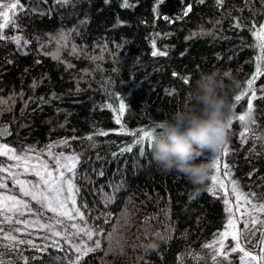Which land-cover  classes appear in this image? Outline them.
Listing matches in <instances>:
<instances>
[{"label":"trees","instance_id":"trees-1","mask_svg":"<svg viewBox=\"0 0 264 264\" xmlns=\"http://www.w3.org/2000/svg\"><path fill=\"white\" fill-rule=\"evenodd\" d=\"M20 4L23 11L17 10L15 19L26 28L29 50L22 54L0 40V122L12 129L0 142L21 148L64 137L82 146L76 167L80 200L88 221L101 228V248L79 264H179L186 244H200L221 225V201L209 191L210 179L193 186L179 172L162 171L152 143L135 140L139 129H152L183 109L196 81L213 72L226 85L240 82L230 93L234 121L240 101L233 97L258 63L264 71L253 31L264 25V0ZM255 95L251 116L264 129ZM133 132L137 135L126 134ZM89 136L94 143L85 145ZM233 151L223 172L225 186L264 181L263 151ZM227 196L232 197L230 187ZM0 254L9 255L2 248ZM37 254L29 264H64L63 251L55 246ZM13 264L23 263L16 258Z\"/></svg>","mask_w":264,"mask_h":264},{"label":"snow or ice","instance_id":"snow-or-ice-1","mask_svg":"<svg viewBox=\"0 0 264 264\" xmlns=\"http://www.w3.org/2000/svg\"><path fill=\"white\" fill-rule=\"evenodd\" d=\"M71 0H56V3L67 4ZM107 2V0H106ZM218 5H222L223 0H216ZM123 7H129L128 0H122ZM17 10L23 11V5L20 4V0H0V40L6 39L3 35V29L8 27L11 24L15 27V15ZM191 11V6L187 7L185 15ZM239 27V23L236 24ZM254 35L256 36V44L260 50V61L264 62V25H261L259 29H253ZM22 37L15 36L12 37V42L17 45L21 44ZM27 41H24V44H27ZM153 47L155 45L153 44ZM155 55H166L164 52L153 51ZM264 74L261 70V65L258 63L256 67V72L253 77L246 81L245 88L238 94H236L233 99L239 102L244 96L248 95V92H252V96L249 98L247 104V113L244 115H239L236 117L237 121L244 122L249 116L252 115L254 111V106L252 100H255L257 97L255 95V90L252 88V85L255 79ZM187 83V79L185 80ZM264 91V90H262ZM264 98V97H262ZM2 102V101H0ZM121 114L125 111V105L123 101L120 102L119 110ZM116 122L121 123L120 116L117 117ZM255 123V121H253ZM232 127V119L229 124V128ZM250 129L245 128L243 132L239 133L241 137V142H246V133ZM98 135H108L107 132L99 131ZM133 136H136V133H126ZM7 135V130H0V136ZM255 139L264 140V136H255ZM88 139H92L91 136ZM152 131L151 129H139V136L135 140V144L143 145L145 142L149 144L152 143ZM56 145H49L47 150V156L50 157L47 161L42 159L41 154H35L34 149H28L26 153L17 154L16 151L5 145H0V156H6L9 160L14 161L13 164H8L0 167V173H8V176L12 179L13 184L16 185L20 190L23 196L30 197L31 200L36 201L40 206L37 212H32V209L29 207V204L21 199H18L14 195L0 193V217H3V221L9 224L13 223V218L8 215V213H14L17 216H22L25 212L36 216L41 215L43 211H48L53 213L57 219L47 224V229L51 232L53 236L63 238L71 247L72 251L76 253L75 259H73L70 264H79L80 259L86 256L90 252L97 251L101 248L99 240H94V236L101 235L99 230L95 232L93 229L88 228L86 223L84 226H79L75 223L71 225L65 224L67 221H75L79 219L84 221V213L80 208L76 207V195L78 194V188H76L73 183L75 178V167L79 163V157L75 154L73 155H63L55 154L51 152V148ZM125 149H122V151ZM127 151H131V148H127ZM229 151V146L224 145L223 150L215 152V154L209 155L205 153L201 157L202 160L206 158H211L212 160V169L214 174L209 178L213 187L209 188L210 192L216 193L220 189H224L225 196L227 197L229 187L231 188L232 199H225V203L228 205L229 220L227 224V229L218 234L217 238L210 243L203 245V248L209 249V258L211 261L218 264V258L222 257L227 260L228 252L238 251L242 253L240 256L241 264H264V194H261V199L256 200V193L248 192L245 193L240 189L239 184L236 181H230L229 186L218 180L215 175L216 172H219L221 167V157L227 155ZM31 153V155H29ZM227 169V165H223ZM14 169L16 171H14ZM71 173L72 175H67ZM33 175L37 177L35 181L29 182L21 179V176ZM230 175V171L225 172V176ZM8 185L4 182V177L0 176V189H7ZM67 194V195H65ZM63 218V219H61ZM243 222L244 228L241 230L238 227V222ZM16 223H23L24 228L29 227H38L41 230H44L45 225L40 224L39 220L32 224L31 222H24L19 219L15 220ZM57 225H61V229L57 230ZM259 225V227H257ZM70 229H75V232L70 233ZM11 231H20V229H12ZM4 229L0 228V233H3ZM257 233H260V238L255 243ZM76 237L77 239H72ZM231 237L234 244L226 251L224 241ZM243 237V241H242ZM86 238V239H84ZM3 240L13 241L19 244L31 243V241L17 240V238L10 233H6L2 237ZM92 242V246H89L88 242ZM244 243H249L253 245V249L259 248V253L254 250H246L243 247ZM5 247H11L10 245H5ZM194 259L199 260L200 257L196 256ZM183 258H181L182 262ZM0 264H6L3 259V254H0ZM26 264V262H25Z\"/></svg>","mask_w":264,"mask_h":264},{"label":"rangeland","instance_id":"rangeland-1","mask_svg":"<svg viewBox=\"0 0 264 264\" xmlns=\"http://www.w3.org/2000/svg\"><path fill=\"white\" fill-rule=\"evenodd\" d=\"M15 27H13L11 24H9L8 27L3 29V35L6 37V40H8L13 47L19 51L20 53H25L29 50V44H24V41L28 42L29 36L26 31L25 26L21 25L16 19H15ZM20 36L21 44L17 45L14 42H12V37ZM264 72V71H263ZM253 89L255 90V94H259V101L261 104L259 105V110L264 116V74L260 75L259 78L255 81L253 85ZM252 94L251 91L248 92L247 96H244L239 104H238V115H244L247 113V104L249 102V96ZM255 121V123H253ZM3 123V122H0ZM232 127L229 128V135H228V141L227 145L229 146V151L227 155H224L221 157V167L219 172H216L215 175L217 176L218 180H222L223 178V172L225 171V168L223 165H229V161L234 154V148L237 147L238 149L241 148L244 152V154H254L257 151H263L264 152V140H258L255 139V136H264V129L260 127L259 121H256L254 117L249 116L246 121L240 122L237 121L236 118L232 122ZM245 128L250 129L246 133V142H241V137L239 133L243 132ZM0 140H2L0 138ZM94 143L93 139H88L85 145H91ZM0 145H5V143H1ZM7 145V144H6ZM49 145H56L55 147L51 148V152L53 155L55 154H63V155H77L79 158L82 153V146L78 145V142L69 141L68 139L64 137H59L58 139L46 141V142H40L37 145L34 146H27V147H21L18 148L17 146H14L12 144H8L7 146L14 149L17 154L26 153L28 149H34L35 154H41L44 153L43 156H41L42 159H45L46 161L50 159V157L47 156V150ZM223 148L221 149V151ZM215 154V153H209V155ZM31 155V153H29ZM3 162L0 163V167L13 164L14 161H11L8 159V157L3 156ZM204 161L211 162V158H206ZM198 163L200 161H197ZM77 167V165H76ZM75 167V178L73 183L75 184L76 188H78V194L76 195V207L80 208V210L84 213V221H80L79 219L75 221H67L65 220V224L71 225L72 223H75L79 226H84L86 223V226L88 228L93 229L95 232L96 230H99L101 233V228L97 225H94L90 223L87 219L86 212L84 209V203L80 200V186L78 182V175ZM14 171H16L14 169ZM214 174V170H211L210 177ZM67 175H72L71 173H68ZM0 176L4 177V182L8 185L7 189H0V193L10 194L16 196L18 199H21L29 204V207L32 209V212H37L39 209V205L36 201L31 200L30 197L23 196L21 193V190L13 184L12 179L8 176V173H0ZM21 179L32 182L37 179V177L33 175H27V176H21ZM213 187V185H212ZM243 192H254L256 193V200L261 199V194H264V181L258 182L254 185H249L246 187L240 188ZM216 196L219 197L222 208H223V218L221 225L215 229L207 239L203 240L200 244H186L184 246V249L179 255L178 261L179 264H216V262H213L209 258V249L203 248V245L206 243L213 242L218 234L224 232L227 229V224L229 220V212L227 210L228 205L224 202L225 199H230L228 196H225L224 190L220 189L218 192L214 193ZM67 195V194H65ZM233 197H231L232 199ZM9 216L13 218V223L9 224L7 222H0V228L4 229L3 233H0V248L4 249L5 253L12 252L7 257L3 256V259L5 260L6 264H13L14 259H19L22 261L23 264H29V259L32 258L34 255H38L37 253L41 252L43 250L44 246L46 245H52L59 249H62L64 254V264H70V262L75 259L76 253H74L69 246V244L61 237H56L51 234V232L47 229V224L57 219L53 215V213L48 211H43L41 215L33 216L29 214L28 212H25L22 216H17L14 213H8ZM19 219L24 222H31L32 224H35L37 220H39L40 224L45 225L44 230H41L38 227H29L27 229L24 228L23 223H16L15 220ZM63 219V218H61ZM0 221H3V217H0ZM61 225H57V230L59 231L61 229ZM238 227L243 230L244 224L243 222H238ZM259 227V225H257ZM12 229H20V231H11ZM75 232V229H70V233ZM10 233L11 235L15 236L17 240H24V241H31V243H23L19 244L13 241H7L3 240L2 237L4 234ZM260 233H257V236L253 243H255L260 238ZM72 239H77L76 237H72ZM86 239V238H84ZM94 240H99L100 242V235L94 236ZM243 241V237H242ZM89 246H92V242H88ZM234 244V241H232L231 237L227 238L224 241L225 250L227 251L232 245ZM5 245H10L11 247H5ZM243 247H245L246 250H253V245L249 243H244ZM259 249V248H256ZM255 249V250H256ZM25 250H29L28 252H25ZM260 250V249H259ZM256 252V251H255ZM259 253V252H257ZM242 253L235 251V252H228L227 260L223 259L222 257L218 258V264H241L240 256ZM199 256L200 259H194V257ZM181 258H183L181 262ZM81 261V259H80ZM79 261V262H80Z\"/></svg>","mask_w":264,"mask_h":264},{"label":"clouds","instance_id":"clouds-1","mask_svg":"<svg viewBox=\"0 0 264 264\" xmlns=\"http://www.w3.org/2000/svg\"><path fill=\"white\" fill-rule=\"evenodd\" d=\"M240 87L234 79L226 85L219 73L204 74L183 109L156 122L151 129V148L153 160L162 171H176L193 186L204 185L212 163L201 157L220 151L227 143L233 111L230 93Z\"/></svg>","mask_w":264,"mask_h":264},{"label":"water","instance_id":"water-1","mask_svg":"<svg viewBox=\"0 0 264 264\" xmlns=\"http://www.w3.org/2000/svg\"><path fill=\"white\" fill-rule=\"evenodd\" d=\"M6 129L7 135L0 136L1 139H7L12 134V129L8 122L0 123V130Z\"/></svg>","mask_w":264,"mask_h":264}]
</instances>
